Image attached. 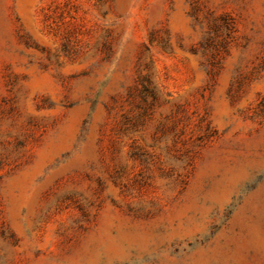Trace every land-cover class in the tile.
Masks as SVG:
<instances>
[{"label": "rangeland", "instance_id": "374dc122", "mask_svg": "<svg viewBox=\"0 0 264 264\" xmlns=\"http://www.w3.org/2000/svg\"><path fill=\"white\" fill-rule=\"evenodd\" d=\"M0 264H264V0H0Z\"/></svg>", "mask_w": 264, "mask_h": 264}]
</instances>
